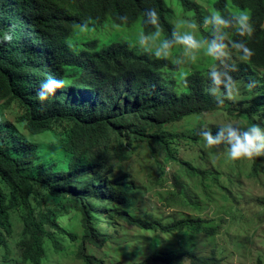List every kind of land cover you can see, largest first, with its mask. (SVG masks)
<instances>
[{"label": "trees", "instance_id": "trees-1", "mask_svg": "<svg viewBox=\"0 0 264 264\" xmlns=\"http://www.w3.org/2000/svg\"><path fill=\"white\" fill-rule=\"evenodd\" d=\"M181 1L188 11L198 13L202 23L200 7L190 0ZM217 1L216 9L225 17L232 16L226 11V0ZM234 5L250 12L252 32L240 37L229 30L228 38L243 39L252 56L242 60L233 51L230 62L236 71L231 75L238 87L250 88L252 93L240 103L225 99L217 105L208 93L207 72L182 76L179 65L138 53L124 43L95 51L96 43L82 49L72 42L76 30L88 22L95 27L108 21L126 27L141 22L143 33L160 31L170 37L174 26L165 0H0V38L11 36L0 39V111H15L13 120L0 123L3 249L9 252L7 238L14 234L12 212L25 224L16 244L22 264H42L49 246L57 253L65 249V243L78 240L62 223L63 212L81 218L83 235L77 258L82 264H105L88 252V246L102 249L112 239L100 228L102 221L113 228L122 220L164 235L218 234V228L191 215L167 222L150 214L132 215L136 187L122 173V163L129 160V152L142 146L152 153L156 148L163 151L164 162H176L170 140L204 142L201 132L207 129L203 126L191 138L166 131L190 118L224 113L264 126V0H234ZM148 10L158 14L157 25L146 23ZM202 33L205 39L210 36L204 28ZM48 76L63 80L64 86L41 104L36 92ZM218 129L210 130L215 134ZM27 134L51 135L53 144L35 146ZM112 158L119 163L115 165ZM253 158L264 160V156ZM182 165L188 178L205 183L212 176L189 162ZM256 174L254 164L251 176ZM180 178L175 176L177 185ZM47 198L55 199L56 210L44 209ZM187 256L191 264L218 262L212 256ZM184 257L180 251L168 250L152 254L143 263L183 264ZM4 258L8 262V256Z\"/></svg>", "mask_w": 264, "mask_h": 264}, {"label": "rangeland", "instance_id": "rangeland-1", "mask_svg": "<svg viewBox=\"0 0 264 264\" xmlns=\"http://www.w3.org/2000/svg\"><path fill=\"white\" fill-rule=\"evenodd\" d=\"M190 1L200 7L203 18L213 12L223 15L216 9L217 0ZM165 3L170 10V20L174 28L178 20L186 19L196 23L197 28L194 32L198 38L205 39L203 28L210 33V26L199 22L198 13L194 10L188 11L181 0H165ZM226 11L230 15H236L243 10L234 5V0H226ZM243 12L250 17L249 11ZM141 33H143L141 22L130 27L116 25L113 21H108L102 27H95L93 23L88 22L76 30L72 42L82 49L85 45L96 43L95 51L115 43H124L138 53L152 55L138 45L137 40ZM163 37L166 36L161 33V38ZM161 58L179 65L182 76L193 72L206 73L215 63L202 52L194 59L186 56L180 46L172 48L167 57L158 59ZM177 59L182 62L177 63ZM251 93L250 88L238 87V95L230 102L240 103L250 99ZM14 114L15 111L9 113L0 111V123L13 120ZM225 123H233L242 129L251 124L264 128L257 120L250 122L232 119L224 113H215L187 119L168 127L166 131L175 136L191 138L193 132L201 126L203 129H214ZM28 138L32 144L39 147L53 144V138L48 134L40 137L28 136ZM170 142L176 162H164L163 151L155 147L156 153H152L151 148L142 146L129 152V160L122 163V173L126 174L128 182L136 187L135 202L130 213L136 217L150 214L165 222L183 214L191 215L207 221L209 226L218 228V234L213 237L202 234L192 235L190 232L164 235L143 231L122 220H118L113 228L108 227L106 221H102L99 224L100 228L112 235V239L102 249L88 246V252L104 260L105 264H159L143 262L154 253L168 250L185 254L183 264H191L188 254L215 257L218 260L217 264H264V160L262 158L230 160L223 145L210 148L204 142L194 144L187 139L170 140ZM112 162L115 165L119 163L115 158H112ZM184 162L210 172L212 176L205 183L199 179L188 178L183 169ZM254 164L257 167V174L251 176ZM175 176H181L178 185ZM4 184L2 183L3 186ZM220 186L225 189H220ZM177 199L180 201L182 199L189 205H182L180 201H176ZM56 208L55 199L47 198L44 209L56 210ZM15 213L12 212L14 234L7 238L9 252L3 249L4 245L0 246V264H22L16 244L25 224ZM63 213L65 215L61 219L62 223L78 236V240L74 243L71 241L65 243V249L57 253L49 246L47 258L42 264H82L77 258L83 235L81 218L75 213ZM4 256H8V262L4 261Z\"/></svg>", "mask_w": 264, "mask_h": 264}, {"label": "clouds", "instance_id": "clouds-1", "mask_svg": "<svg viewBox=\"0 0 264 264\" xmlns=\"http://www.w3.org/2000/svg\"><path fill=\"white\" fill-rule=\"evenodd\" d=\"M145 15L146 23L157 25L158 14L155 10H148ZM202 24L210 26L211 34L206 39H200L195 34L194 30L197 28L195 22L180 19L170 37L161 38L159 31L141 33L137 43L144 51L157 58L167 57L174 46H180L184 55L191 56L193 59L201 52L204 56L210 57L215 63L207 72L210 82L208 93L215 98L217 105H223L225 99L233 100L238 95V82L231 75L236 71V65L230 62L232 52L239 53L242 60H247L252 56L251 49L247 47L243 39L230 40L228 38L229 30L234 31L240 37L250 36L252 32L250 17L243 11L230 17L213 12L203 18ZM181 28L187 30L181 31ZM0 39L10 40L11 36L4 34ZM176 62L181 63L182 61L177 59ZM63 86V80L48 76L40 82L36 97L43 104L55 97L57 90ZM201 136L207 147L225 146L226 156L230 160L264 156V128L257 124H251L242 129L233 123H225L215 134L207 129L201 132ZM23 233L22 229L21 237Z\"/></svg>", "mask_w": 264, "mask_h": 264}]
</instances>
